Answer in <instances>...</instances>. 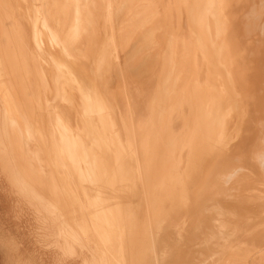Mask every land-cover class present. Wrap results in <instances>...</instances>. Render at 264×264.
Returning <instances> with one entry per match:
<instances>
[{"label": "bare ground", "instance_id": "obj_1", "mask_svg": "<svg viewBox=\"0 0 264 264\" xmlns=\"http://www.w3.org/2000/svg\"><path fill=\"white\" fill-rule=\"evenodd\" d=\"M51 1L47 0V4ZM236 1L220 0V6L211 7L203 23L199 24L206 0H134L126 9L116 39L111 44L108 42V49L104 47L98 52L94 63L89 44L85 45L79 58L70 53V47L84 34L88 24L86 13L92 0H65L60 9L64 21L60 24L58 39L52 38L49 35L52 33L48 34L47 28L41 24L36 26L34 17L39 7H36L35 0H0V71H4L9 79V84L0 88V164L6 172L3 173L10 177L17 196L37 206L38 213L45 220L57 225L58 235L68 241L71 255L81 250L87 252L90 254L88 264H218L228 258L235 244H224L225 241L231 243V239L224 240L222 232L221 236H215L209 217L233 214L236 207L238 212L247 213L251 209L250 196H246L245 189L239 192L238 199H227L228 196L226 199L206 198L212 193L205 189L212 185L208 181L209 171L217 161L226 159L229 162L235 157L238 163H242L241 168H249L258 178L259 163L262 159L264 163V120L255 111L259 95L256 100L257 92H250L252 86L245 85L249 76L245 81L240 74L238 81L246 86L243 88L234 79L236 69L232 71L237 60L231 49L241 40L233 39L236 42L232 40L234 45L230 49L229 40L232 38H227L231 31H228L227 19L231 17L230 3L234 5ZM238 8L236 17L233 16L237 19L244 14L245 7L240 9L242 13ZM236 9L233 10L236 12ZM106 13L108 19L111 18L109 2ZM67 26L70 31L64 48L60 38ZM95 29L92 38L100 45L103 33L98 34L99 30ZM140 34L143 38L132 48L135 56L129 67L137 68L146 58H156L153 71L157 67L160 75L166 47L168 42L171 44L166 68L172 90L167 100L171 108L159 123L160 134H156L155 126L144 125L142 116L146 114L141 115L143 112L140 111L139 115H134L128 98L130 92H136L126 79L117 83L111 92L105 87L114 70L123 66L118 58V48L125 51ZM249 37L255 41L253 35ZM146 42H151V47L142 50ZM241 43L237 47H241ZM39 48L47 53L46 57L40 56ZM58 63L65 67L66 74L58 70ZM90 64L95 65L98 72L92 71ZM231 71L234 78L229 76ZM253 77L250 76V82L254 81ZM196 84L205 93L206 110L210 113L208 122L198 117L199 109L193 96ZM260 103L259 106L263 102ZM180 117L183 120V125L179 123L182 128L178 124L181 129L174 125ZM175 118L178 119L175 121ZM220 119L225 121L223 128L219 126ZM234 123H237V131L232 142V133L229 140L228 133ZM180 169L189 170V184L193 187L189 206L183 205L176 197L173 177ZM148 175L152 176L155 186L151 193L143 188ZM222 184L225 185L224 181ZM122 186L131 197L152 195L155 206L150 205L148 216L146 213L148 221L146 224L145 220L143 228L139 229L136 210L131 206L99 209L105 200L99 196L100 189L96 187L106 190ZM225 233L230 237L232 232ZM175 242L181 244V251L171 262ZM234 255L232 259L248 262L243 255Z\"/></svg>", "mask_w": 264, "mask_h": 264}, {"label": "rangeland", "instance_id": "obj_2", "mask_svg": "<svg viewBox=\"0 0 264 264\" xmlns=\"http://www.w3.org/2000/svg\"><path fill=\"white\" fill-rule=\"evenodd\" d=\"M83 1H85V0H83ZM92 1H93V3L89 7V9L86 13L88 24L85 27L84 34L77 43L73 44L74 47L73 46L70 47V50H71L70 53H71L72 57L79 58L81 55V51L84 49L85 45L89 44L90 47L92 48L91 49V54H92L91 61L92 62L94 61V63H96L95 60H96V55L98 54V52L101 49H103L104 47H106L108 49L109 45L116 39L117 31H118L119 26L122 23L126 9H127V7H129L131 5V2H133L134 0H120V2H119V0H105V1L104 0H100V1L99 0H92ZM235 1L231 0V2H234V3H235ZM256 1L257 0H245V1L244 0H237L236 4H234V5H233V3H230L229 13H231L230 18L231 19L233 18V20H230V18H228L227 24H229L228 31L231 29V31H233V32L229 31L230 33H228L227 38L228 39L232 38L229 40L230 49H231V45H234L231 43L233 41H234L233 43H235L236 41H239V40H241L240 43L242 42L241 47L242 46L245 47V48L243 47L244 49L241 47H237V46H240L239 42H237L238 44L235 43V45H237V46H235V47L232 46L231 51L233 52V54H235L234 56L237 60V63H235V65L232 68L233 69L232 71H235L234 68L236 69L235 78L233 76L234 72L232 74V71L230 72L231 74L229 76H231V77L233 76L232 78L235 79L237 84L239 83L238 86H240V87L246 88V86H248V88H249L251 85L252 87H250V90L248 88L247 89L250 92H251V90H254L253 91L254 94L257 92V94H255L257 96L256 100H258V95H259V100L256 102L261 104L260 102L264 103V95H263L264 94V90H263L264 85H261L262 83L264 84V76H263L264 75V73H263L264 72V63H263V60H264V21L262 24H260V23L262 22V20H264V18H263L264 17V9H263L264 8V0L263 1L262 0L257 1V4H259V7L255 3ZM35 2H36V7L37 8L39 7V9L37 10V15L34 17L36 26L39 27V25L41 24L42 27H44L45 29L47 28L46 31L48 32V34L52 33V34H49L52 38L55 37L58 39L59 33H60V24L64 21V17L62 15L60 9L62 10V8L64 7L65 0H52L49 4H47V0H35ZM108 2L110 3V10L112 12L111 13L112 16L110 15L111 18H109V19L107 17V13H106V7H107ZM219 3H220V0H206L205 10L203 11V14H201V16L198 20V23L202 24L204 18L207 15L208 10L211 7H213L215 4L219 5ZM246 5H247V7H246ZM251 5H253V6L250 7ZM256 6L258 8H255ZM52 7H53V9H52ZM230 7H232V8H230ZM236 8L239 9L240 13L244 12V14H245L244 15L242 13L241 16H239L240 13H238V16H239L238 19L239 20L237 18H235L236 14L238 12V10ZM242 8H244L245 10L244 9H243V11L240 10ZM247 8H249V9L247 10ZM93 9H95L96 11ZM117 9H118V11H117ZM231 9L232 10L236 9V12L233 10V12H235V13H233ZM256 9H258V10H256ZM115 11L117 14L115 13ZM218 13H219V11H218ZM255 13H256V16H255ZM234 14H235V17H233ZM118 15H119V17H118ZM4 16H5V14L3 13L2 14L3 20L6 17V16L5 17ZM105 16L107 17L106 19H105ZM113 18H114V20H113ZM242 18L245 19V20L243 19L244 22H243ZM240 19L242 21H240ZM107 20H108V22H107ZM110 20H111V23H110ZM228 20H230L231 22L229 23ZM239 21H240V25L243 28L239 25V29H238L237 24H239L238 23ZM247 21L250 23H247ZM252 21H253V23H251ZM103 22H104V24H103ZM105 22H107L106 27H105ZM98 25H99V28H98ZM233 26L237 30L234 29ZM232 27L234 30L232 29ZM95 28L97 30H99L98 34L101 35L103 33L102 34L103 36L101 35V37H100V40L103 38L102 41H100L101 46L99 45L98 41H96L95 39L92 38V33H93V30ZM243 30H245V31H243ZM62 31L63 32H62L61 38H60L61 44L64 48H66L67 47L66 37L68 35V32L70 31V27L69 26L64 27ZM234 31H236V33ZM241 31H243V32H241ZM112 33L114 35H112ZM239 33H240V36L238 35ZM256 34H258V37L260 39H258ZM252 35L254 36L255 41L253 40V37H252V39L249 37ZM142 38H143V34L136 36L135 39L130 42V46L125 51L118 48V58L120 61H122L123 66H122V68L118 66L114 70L112 75L107 80L108 82H107L105 87L108 88V92H111V91L115 90L117 83H121L123 81V79H126L128 81V83L131 85L132 90L133 91L135 90V92H136L135 94L130 92V94H129L130 97L128 98L131 102V107L132 106L134 107V108L132 107V109L136 113L134 115H137L140 111L143 112V113L140 112L141 115L146 114L145 116H142L143 120L145 121L144 125L145 126L151 125L153 127L155 126L156 127V129H155L156 134H160V131H158L159 129H157V128H159L160 124L162 123L164 118L167 116V114L171 108L167 102V100L171 94V91H172L170 85L165 92V89L167 88L168 81H169L168 80L169 74L166 72V68H167L168 58L170 57L169 53H170L171 44H170V42H168V45H167L166 50H165V55H164L165 58L163 57L164 58L163 59V63H164L163 67L164 68H162L161 74L159 75L157 67H155V69L153 71L154 63H155V61H157L156 58L155 59L146 58L145 61L141 65L137 66V68L136 67H129L130 63L132 62V60L135 56V54H134L135 52L134 53L131 52L133 50L132 48H134L138 44V42H140L142 40ZM243 38H245L244 39L245 41L243 40ZM233 39H235L236 41ZM250 39L252 41H250ZM245 42H246V45L244 44ZM107 43H108V46L106 45ZM252 46H254V47L257 46V48L255 47L256 49H254V47L252 48ZM150 47H151V42H146L142 45L141 49L142 50H148ZM250 47H251V49L249 50ZM39 50H40V52H39L40 56L46 57L47 53L45 51H43L42 48H39ZM237 51H239L238 54H237ZM253 51H254V53H253ZM250 55H251V58H250ZM259 55L262 58L259 57ZM247 56H248V58H247ZM255 57H256V59H255ZM244 58L247 61H245ZM258 59H260V61ZM245 62H246V64H245ZM251 62H252V64H251ZM253 62H255V63H253ZM241 63H243V65L245 64L244 65L245 67L243 65L241 66ZM239 64H240V66H239ZM248 64L251 66L249 67ZM253 64H255V65H253ZM252 65H253V68H252ZM57 67H58V70H60V72L62 74H66L65 67L62 66V64L58 63ZM248 68H249V70H248ZM90 69L92 71H94L95 73L98 72L95 65L91 66V64H90ZM238 69H239V71H238ZM256 69H258L259 71L257 70L258 71L257 72ZM131 70H133V71H131ZM252 70L254 71V74H251V73H253ZM260 71L263 73V75H261L262 73ZM247 72H250V73H247ZM257 73H259L260 76ZM240 74L245 79V81L248 78V76H249V79H250V76H255V77H253L254 81L252 80L250 82L251 79L250 80L248 79L247 80L248 82L247 81L245 82V85L246 84L247 85L244 86L242 84V82L238 81V79L240 78ZM246 74H248V75H246ZM255 74H257V76ZM4 76H5V78H4ZM6 76L7 75L5 74L4 71H0V88L5 87L9 84L8 83L9 79H7L8 77H6ZM153 78H155V79H153ZM159 78H160V80H159ZM256 78H258L257 79L258 81L256 80ZM258 82H260V84ZM259 85H260V89L258 88ZM193 87H194L193 88V96L197 102L198 109H199L198 117L201 120L203 118V121L207 120L206 122H208L210 119V113L206 110V105H205V99L206 98L204 95L205 94L204 90H203V88H201V86L199 84H196ZM254 87H256V89ZM258 91H260V92H258ZM132 95L133 96L135 95L134 98ZM176 96H177V94H176ZM1 97L2 96H0V98ZM160 98H161V100H160ZM131 100L135 101V104ZM160 101H161V103H160ZM139 102L142 106L139 104ZM143 102H145V103H143ZM1 103L2 102H0V104ZM158 103L164 109V112L162 113L163 115H160L159 118H158V114L156 116V112H155ZM263 103L260 106L258 104L255 111L259 112V114H260L259 116H262V119L264 120V110H260V109H264V107H261V106H264ZM136 104H138L139 106H137ZM140 106H141V109H139ZM179 112H180V114L182 113L181 110ZM177 119L178 118H175V121ZM155 120L158 121V123ZM178 121H180V122H178ZM181 121L183 122L182 118L180 117L177 120V122H175L174 125L179 127V125L182 123ZM233 121L235 122L234 118H233ZM181 125H183V124H181ZM181 125H180V127H181ZM219 126L222 128L225 126V121L223 119H220ZM236 127H237V123H234L232 129L230 130V133H228V140H229V135L232 133V135H231L232 142H233V135L237 131ZM180 129H178V133L180 132L179 131ZM175 131L177 132V130H175ZM262 160L259 163L260 165L258 166L259 167V171H258L259 174L258 175L260 176V179H258L259 178L258 175H257L258 178L256 177L257 178L256 179L254 177L255 174L253 175V171L249 170V168L247 170H244L243 168H241L242 163H238V160L235 157H232L229 162L226 159H223L222 161H217L216 163L212 164L213 169H211L209 171L208 181L212 185L210 186L209 189L206 186L205 189H207L208 191L210 190L212 193L209 191L211 194H208V196L206 195V198L210 197V199L211 198L218 199V198L223 197L222 199H226V197L228 196L227 199L228 198L232 199L233 197L238 199L239 198V192L241 190H245V189H246L245 191H247V194H248L246 196L251 197V198L248 197L249 198V205H250L251 209H249V211L247 213L238 212V208L236 207V212L233 214H230L227 216H221V217L210 215V217H209L210 222L212 223L211 226L213 225L212 230L214 231V233H216L215 236L217 234H218L217 236H221V234H222L221 237H223L224 240L228 239V238L231 239V243H227L225 241L224 244L232 246L234 243L235 245H233L232 247L236 248V249L234 248V250L232 248L233 253L235 255L232 253V250H231V252H229V254H228V258L225 259V262H223V263L218 262V264H264V256H262L264 254V163ZM185 166L186 165H184V167ZM235 166H237L238 170L240 168L239 172L237 171V168H235ZM222 167H225L226 170L222 169ZM232 167L237 172L235 170L231 169ZM231 170H233V171H231ZM248 170H249V172H248ZM224 171L226 173H224ZM3 172H5V171L3 170V167L0 164V264H88V262H86V261L89 260L90 254L88 255L87 252L81 250V251H78V254H76L78 256H76L74 254L71 255V253L68 251V247H70V245L68 244V241H65L61 236L58 235L57 225L53 224L51 221L45 220L40 215V213H38V211H37L38 207L37 206H34V204L28 203L26 200L24 201L22 198L20 199L19 196H17L18 194L16 192H14V189L11 186L12 182L9 179L10 177L7 174H5L6 172L5 173H3ZM188 172H189V170L180 169L173 177L174 188L178 193L176 195V197L180 200V202L183 205H186V206L190 205L189 200H190V198H192L190 191L193 189V187H191V185L189 184ZM243 172H245V173L248 172V174L247 175H245V173L242 174ZM232 173H233V176H232ZM221 175H222V177H221ZM243 175H245V177H243ZM246 176H249V177H246ZM151 178H152V176L148 175L147 180H144V185H143L144 190L146 191L148 189V191L150 193L153 192V190L155 188L154 183H153V179L151 180ZM233 178H234V180H233ZM242 178H244V179H242ZM7 179H9V180H7ZM213 179H215V180H213ZM150 180H151V182H150ZM251 180L254 182H252ZM219 181H221V182H219ZM223 181H224L225 185L222 184ZM234 181H235V184H233ZM239 181L241 183H239ZM249 181L253 185L251 183H248ZM255 181H256V183H255ZM226 182H228L230 184V186ZM147 184H148V186H147ZM96 188L100 189L98 191V194L101 198H103L105 200V202H103V204L99 207V209L102 210L103 208H116V207H121L123 205H128V206L133 207L136 210L137 223H139V225H138L139 229L143 228L147 224V221H148L147 216L149 214L148 209L155 206V204H154L155 201H154V199H152V195H146L144 197L137 195V197L136 196L131 197V194L128 193L127 190L123 186L117 187L114 189H106V190L101 189L100 187H96ZM151 189H152V191H151ZM225 189H227V190H225ZM215 190H216V192H215ZM250 190H251V193H250ZM109 191L112 192V195H111V192H109ZM252 194H253V196H252ZM119 195H120V197H119ZM243 196H241V198H243ZM141 198H143V199H141ZM181 198H183V199H181ZM150 205H151V207H150ZM31 211H32V213H31ZM146 213H147V216H146ZM34 216H36V217H34ZM213 218H215L216 220L215 219L213 220ZM145 220H146V224H145ZM235 220H236V222H235ZM216 222H217V224H216ZM48 224L51 226V227L49 226L51 229L48 227L47 228L48 231H47L46 227L48 226ZM215 226L217 227V229H215L216 228ZM49 229L51 230V232ZM243 230L246 233L243 232ZM227 231L232 232L230 235L231 238L229 236H227L228 234L225 233ZM248 233H250V234H248ZM42 234H45V235H42ZM244 234H246L248 236V238H246L247 236ZM137 236L139 237V234H137ZM243 236H246V237H243ZM241 239H244V240L242 241ZM39 240H41V241H39ZM59 240L64 241V244L63 243L61 244V241H59ZM245 241H247V242L245 243ZM242 243H244L245 246L242 245ZM237 245H239V246H237ZM241 246L244 248L242 249ZM249 247H251L250 250L248 249ZM235 250H236V252L238 251L237 253H240V254H236ZM180 251H181V244L178 242H175L173 247H172L171 262L175 261V258L179 255ZM243 252L246 253V257H245V254ZM233 255L234 256L243 255L242 257L247 259L248 262H245V260L244 261L243 260L238 261L236 259H232L231 257ZM250 257H252L251 260H250ZM183 263L184 262H182V263L177 262L175 264H183ZM204 263L205 264L206 263L216 264L217 262H193V263L192 262H185L184 264H204Z\"/></svg>", "mask_w": 264, "mask_h": 264}, {"label": "crops", "instance_id": "obj_3", "mask_svg": "<svg viewBox=\"0 0 264 264\" xmlns=\"http://www.w3.org/2000/svg\"><path fill=\"white\" fill-rule=\"evenodd\" d=\"M169 60H170V58H168V62H169ZM167 64H168V63H167ZM168 78H169V77H168ZM168 80H169V81H168V86H167V88L165 89V92H166V90H167L168 87H169L170 78H169ZM160 100H161V98H160ZM160 103H161V101H160ZM162 103H163V102H162ZM161 105H162V104H161ZM159 107H160V108H159ZM155 112H158V113H156V114H158V118H159V116L164 112L163 107H161L159 103L157 104V108H156ZM159 127H160V126H159Z\"/></svg>", "mask_w": 264, "mask_h": 264}]
</instances>
